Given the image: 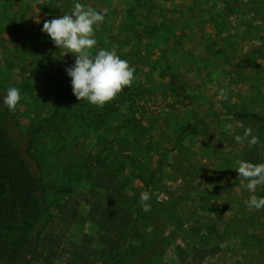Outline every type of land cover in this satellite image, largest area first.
<instances>
[{
	"label": "rangeland",
	"instance_id": "rangeland-1",
	"mask_svg": "<svg viewBox=\"0 0 264 264\" xmlns=\"http://www.w3.org/2000/svg\"><path fill=\"white\" fill-rule=\"evenodd\" d=\"M75 2L0 0V83L21 91L22 128L40 126L28 159L51 211L30 264H264V209L245 203L264 186L234 170L264 163V119L239 115L264 117V0H79L108 9L93 52L136 69L102 109L42 31ZM25 29L49 43L15 44ZM249 127L252 148L234 138Z\"/></svg>",
	"mask_w": 264,
	"mask_h": 264
},
{
	"label": "clouds",
	"instance_id": "clouds-1",
	"mask_svg": "<svg viewBox=\"0 0 264 264\" xmlns=\"http://www.w3.org/2000/svg\"><path fill=\"white\" fill-rule=\"evenodd\" d=\"M107 13V8L97 11L76 0L70 14L46 20L42 28L57 48L63 50L64 55L71 53L75 56L74 65L66 69L71 77L73 94L79 101H86L101 109L115 100L136 79L135 67L131 66L129 61L122 59L115 48L111 50L101 48L93 52L97 46L96 33L102 26ZM36 23H40L38 16ZM219 98L228 99L227 89L220 90ZM21 99L20 89L9 87L3 103L9 111L15 113ZM231 129V124L224 126L226 132ZM252 132L253 129L249 127L245 129L242 136L237 135L234 138L241 144L248 140V147L252 148L260 142L257 136L252 135ZM236 164L238 167L234 170L247 181L243 186L249 192H255L258 186H264V163L256 164L237 160ZM150 199L151 195L148 191L141 192L140 204L145 213L151 211V205L148 203ZM245 203L250 209L257 211L264 209V197L252 195Z\"/></svg>",
	"mask_w": 264,
	"mask_h": 264
},
{
	"label": "trees",
	"instance_id": "trees-1",
	"mask_svg": "<svg viewBox=\"0 0 264 264\" xmlns=\"http://www.w3.org/2000/svg\"><path fill=\"white\" fill-rule=\"evenodd\" d=\"M14 41L15 44L49 43L47 38L28 29L15 35ZM6 94L7 88L0 83V261L30 264L38 254L41 233L51 216L46 184L32 171L28 159L34 136L41 129L40 126L23 129L19 107L13 113L3 103ZM239 115L264 119L250 112Z\"/></svg>",
	"mask_w": 264,
	"mask_h": 264
}]
</instances>
